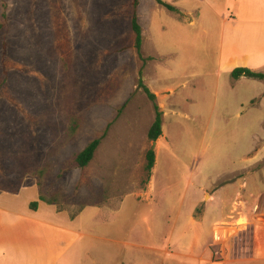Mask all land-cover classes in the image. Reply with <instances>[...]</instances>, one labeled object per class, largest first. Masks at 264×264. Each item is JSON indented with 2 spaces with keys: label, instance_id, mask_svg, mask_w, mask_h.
I'll return each instance as SVG.
<instances>
[{
  "label": "rangeland",
  "instance_id": "374dc122",
  "mask_svg": "<svg viewBox=\"0 0 264 264\" xmlns=\"http://www.w3.org/2000/svg\"><path fill=\"white\" fill-rule=\"evenodd\" d=\"M163 1L183 15L139 0L140 56L131 0H0V205L72 232L64 264H207L164 250L264 215V82L230 76L264 71V0Z\"/></svg>",
  "mask_w": 264,
  "mask_h": 264
},
{
  "label": "crops",
  "instance_id": "0c3cea01",
  "mask_svg": "<svg viewBox=\"0 0 264 264\" xmlns=\"http://www.w3.org/2000/svg\"><path fill=\"white\" fill-rule=\"evenodd\" d=\"M254 44L251 54L264 64V42ZM242 56L248 61L247 54ZM39 211L40 208L35 214H26L0 205V264H64L66 250L76 239L66 241L67 234L72 232L37 215ZM205 215L206 211L201 220ZM257 216L250 213L246 221L225 226L235 229L229 244L206 241L198 254L193 243L186 245L185 251L166 249L164 252L207 264H264V215ZM211 231L213 238V225Z\"/></svg>",
  "mask_w": 264,
  "mask_h": 264
},
{
  "label": "trees",
  "instance_id": "16d2710c",
  "mask_svg": "<svg viewBox=\"0 0 264 264\" xmlns=\"http://www.w3.org/2000/svg\"><path fill=\"white\" fill-rule=\"evenodd\" d=\"M157 3L164 6L166 9L172 12H176L179 15H183L182 12L179 11V9L163 0H156ZM138 6H139V0H131V15H130V26L131 30L134 34V48L136 49L137 53L141 56L140 50L142 45V27L140 23L138 22ZM1 18H6V11L3 10L1 14ZM5 48L6 45L4 43V50H3V56L5 55ZM142 74V68L139 70V86L142 87L144 92L146 93L147 97L152 101L155 116L154 120L148 130L147 136L148 139L151 141L156 140L161 135V129H162V111L159 109L158 104L156 103V96L153 92L149 90V88L143 83L141 79ZM230 76L233 79H239L240 77H246V78H252L257 79L264 82V71L252 69L245 66H237L233 68L230 72ZM105 135V132L104 134ZM101 142V137L95 138L91 140L81 151H79L75 156V163L79 167L86 166L93 158L99 144ZM145 165H144V171L145 176L142 178L140 182V191L142 192L141 185L142 183H146L147 180H149V177L153 171L154 165H155V153L152 148L148 149L145 155ZM41 201H45L44 197L40 196L39 198ZM48 203L52 204L54 202L47 201ZM30 207L33 209L38 208V202L33 201L30 204Z\"/></svg>",
  "mask_w": 264,
  "mask_h": 264
},
{
  "label": "bare ground",
  "instance_id": "6f19581e",
  "mask_svg": "<svg viewBox=\"0 0 264 264\" xmlns=\"http://www.w3.org/2000/svg\"><path fill=\"white\" fill-rule=\"evenodd\" d=\"M214 238H215V239H218V238H219V233H218V232H216V233L214 234Z\"/></svg>",
  "mask_w": 264,
  "mask_h": 264
},
{
  "label": "water",
  "instance_id": "95a60500",
  "mask_svg": "<svg viewBox=\"0 0 264 264\" xmlns=\"http://www.w3.org/2000/svg\"><path fill=\"white\" fill-rule=\"evenodd\" d=\"M155 144V141H153V145Z\"/></svg>",
  "mask_w": 264,
  "mask_h": 264
}]
</instances>
